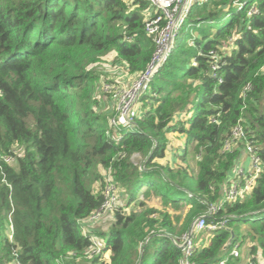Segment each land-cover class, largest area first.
Segmentation results:
<instances>
[{"label":"trees","instance_id":"obj_1","mask_svg":"<svg viewBox=\"0 0 264 264\" xmlns=\"http://www.w3.org/2000/svg\"><path fill=\"white\" fill-rule=\"evenodd\" d=\"M233 1L193 6L135 125L117 128L101 108L107 91L94 63L113 54L131 73L146 67L154 50L144 26L148 1L0 0V155L16 156L15 166L0 160V264H180L172 239L207 211L205 202L223 196L243 153L239 139L224 150L239 121L264 161V0H242L241 9ZM223 16L228 21L213 30ZM210 50L221 56L217 77ZM180 134L183 150L176 144L167 155L170 135ZM100 165L114 168L127 202L107 229L92 230L83 220L104 200L103 182L92 186ZM153 195L161 207L148 205ZM222 215L227 227L207 245L197 242L191 261L241 264L223 249L250 242L255 264H264V169ZM94 236L101 249L87 257Z\"/></svg>","mask_w":264,"mask_h":264},{"label":"built area","instance_id":"obj_2","mask_svg":"<svg viewBox=\"0 0 264 264\" xmlns=\"http://www.w3.org/2000/svg\"><path fill=\"white\" fill-rule=\"evenodd\" d=\"M147 1L149 5L146 12H144V26L146 33L151 36L154 43L153 55L146 67L140 70L131 81L130 85L119 94L117 105L118 112L116 116L111 119V125L117 128H132L135 125L136 119L140 113L141 99L150 89L151 83L160 68L167 61L175 46L180 30L189 17L191 9L193 6L203 5L209 0ZM233 4L237 9H241L245 1L234 0ZM251 12H258L257 7L253 6ZM207 56L209 57L212 75L217 77L218 68L221 67L222 64L221 56L216 50H210ZM122 66L125 67L126 73L130 71L128 63ZM107 88L110 89L112 87L111 85L109 87V84H107ZM249 89H251L250 83L246 85L245 91ZM237 139L243 142L242 154H245L247 159L242 160V156H240L231 175L223 185V196L217 202H205L208 206L207 211L196 217L189 230L183 233L181 237H174L172 239L173 243L183 252V256L179 260L180 264H194L191 261V257L196 249L195 235L201 232L212 233L217 229L227 227L228 216H218V214L222 212L227 202L236 201L249 195L256 184L257 178L264 169V161L258 152L255 144L256 140L249 137L247 130L240 121L233 127L231 139L226 140L224 150H233V143L236 142ZM1 159L6 162L9 161L8 156L0 155V160ZM108 182V185L105 186L106 191H104V200L101 206L86 218L89 221H94V219H96L94 217L98 216L103 211H113L118 207L119 202L117 201V197L119 196L117 195L116 185L112 180H108ZM86 219H84L83 222L87 223ZM92 241L93 246L89 250L87 257H92L94 254L100 252L101 249L100 240L93 237ZM223 250L229 252L231 256L237 259L243 256L238 244L234 245L232 249L225 246ZM14 264L22 263L17 260ZM215 264H227V259L222 258ZM244 264H255L252 256L248 258Z\"/></svg>","mask_w":264,"mask_h":264},{"label":"rangeland","instance_id":"obj_3","mask_svg":"<svg viewBox=\"0 0 264 264\" xmlns=\"http://www.w3.org/2000/svg\"><path fill=\"white\" fill-rule=\"evenodd\" d=\"M234 9H237V7H234ZM227 21H228L227 17H225V16L221 17L212 26L213 30L219 29ZM192 35H194V37H195L196 34L192 33ZM190 38L188 39L189 41H190ZM188 43L192 44L191 41ZM112 60H113V54H110L109 56L105 57V59L103 58V60L98 61L97 63H94V68L97 69V71L102 76L101 79H103V77H104V81L101 82V85H102L101 88L107 91L106 94L98 96L99 99L101 100V108L110 114L111 119H113V117L116 116V114L118 112V107H116V106L118 105L120 92L122 90L126 89L130 85L131 81L136 76L135 73H131L130 71L128 73H126L124 66H122V65L116 66V63L114 64L112 62ZM107 81H112V83L110 82L111 83L110 85L112 87V91H110V93H108L109 91L107 88V84H109V82L106 83ZM110 85H109V87H110ZM104 90H102V91H104ZM102 96H104V97H102ZM95 108H97V107H95ZM140 111H141V107H140ZM170 137H171L173 143L170 144V146L168 145L169 146L168 149L170 151H167V155L172 154V149L174 150V145H176V144H178L177 146L179 147V149L183 150L185 137L182 134H180L178 138H176L173 135H170ZM14 148H15V153L17 155H20V150L15 146H14ZM193 148H194L193 145L189 147L188 160L191 162V167L193 168L194 172L197 173L198 172V165H197L198 157L197 158L193 157V154H194ZM14 155L15 154L8 156L9 157L8 163L15 166L16 165V163H15L16 162V156L14 157ZM173 155L177 157L176 151L173 153ZM141 158H142V156L138 153H136L132 156V159L134 160L135 163L142 162ZM98 170H99L101 177L99 179H97L94 182V184L92 185L94 190L101 188L102 182L105 186H107L109 183L108 180L113 181L114 175H115L114 168H112V167L100 165ZM105 186H103V188ZM116 188H117V195L119 196V197H117V201L119 202L118 206L124 205V203L127 202L125 190H124V188H121L117 185H116ZM104 191H106V189L103 190V194H104ZM105 197H106V194H105ZM118 198H119V200H118ZM141 199H143V196H141ZM146 201L148 202V205H150V206L161 207V200L154 195L149 197ZM113 211H108V210L103 211L98 216L94 217V218H96V219H94V221H89L88 219H86L87 220V226L89 228H91L92 230L93 229L96 230L99 228L100 229H105V228L107 229L114 221L113 214H112ZM187 211H188V206L186 208H184L183 210H181V213H182L181 215L184 216V214H186ZM211 235H212L211 233L203 232L202 236H200L199 239H197L196 235H195L196 244H197V242L200 245L209 243ZM178 237H180V236H178ZM94 238L101 240V237H99V236H94ZM236 244H238V243H236ZM236 244L231 245L230 248L232 249L234 247V245H236ZM249 245H250V242H246L240 247V251H241L243 256H242V258L239 259V262L242 264H244L246 262V260H248V258H250L252 256V254L249 252V249H248Z\"/></svg>","mask_w":264,"mask_h":264},{"label":"crops","instance_id":"obj_4","mask_svg":"<svg viewBox=\"0 0 264 264\" xmlns=\"http://www.w3.org/2000/svg\"><path fill=\"white\" fill-rule=\"evenodd\" d=\"M146 9H147V7L143 9V14H144V12H146ZM176 138H177V137H176ZM172 143H173V142H172ZM168 150H169V149H168ZM168 150H167V151H168ZM246 159H247V156H246L245 154H242V160H246ZM207 244H208V243H207ZM207 244H206V245H207Z\"/></svg>","mask_w":264,"mask_h":264},{"label":"water","instance_id":"obj_5","mask_svg":"<svg viewBox=\"0 0 264 264\" xmlns=\"http://www.w3.org/2000/svg\"><path fill=\"white\" fill-rule=\"evenodd\" d=\"M231 241V238L228 240V242L227 243H229Z\"/></svg>","mask_w":264,"mask_h":264}]
</instances>
